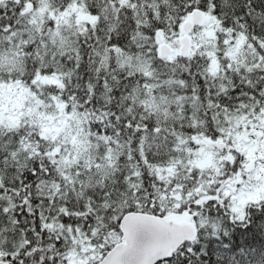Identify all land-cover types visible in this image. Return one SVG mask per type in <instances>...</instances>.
Returning <instances> with one entry per match:
<instances>
[{"label": "snow or ice", "instance_id": "6c2138e0", "mask_svg": "<svg viewBox=\"0 0 264 264\" xmlns=\"http://www.w3.org/2000/svg\"><path fill=\"white\" fill-rule=\"evenodd\" d=\"M0 264H264V0H0Z\"/></svg>", "mask_w": 264, "mask_h": 264}]
</instances>
